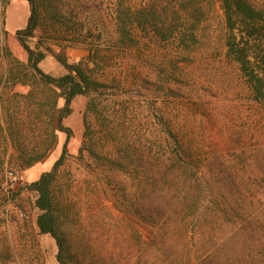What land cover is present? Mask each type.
<instances>
[{
    "label": "rangeland",
    "instance_id": "374dc122",
    "mask_svg": "<svg viewBox=\"0 0 264 264\" xmlns=\"http://www.w3.org/2000/svg\"><path fill=\"white\" fill-rule=\"evenodd\" d=\"M117 1L131 8L147 2L89 0V10L84 13L88 18L82 22L87 28H96L93 34L100 33V39L70 47L66 56L70 63H77L99 50L97 73L107 86L102 96L106 125L115 134L125 133L123 138L132 135L137 140L143 132L145 138L159 142L165 135L154 124L164 121L170 125L187 148L184 164L194 178L202 179V222L195 232L184 214H174L157 225L143 222L129 203L137 181L119 172L100 171L86 154L79 155L88 98L77 97L70 105L71 115L62 121L70 135L57 133L47 157L22 172L19 184L8 186L5 182L3 188L18 193L16 196L0 189V264H58L55 242L36 228L38 211L33 194L19 189L51 171L64 146L58 184L69 207L70 237L73 247L91 258L111 264H198L197 256L218 251L231 238H238L249 222L264 235V103L251 100L244 80L226 59L219 4L214 0H176L193 2L202 14L192 41L187 40L186 45L160 44L136 32L137 44L125 49L114 31ZM28 15L24 1L10 0L4 10L8 36L0 38L22 62L26 54L14 33L24 28ZM51 48L59 51L55 45ZM40 69L54 78L67 74L51 54H46ZM63 107L60 100L58 112ZM166 152L158 171L168 174L172 187L162 199L153 196L157 203H175V195L181 196L177 191L183 180L180 163L172 162L171 148ZM227 206L233 210L226 212ZM228 243L226 248L235 251L259 252V264H264V246L250 249L237 241Z\"/></svg>",
    "mask_w": 264,
    "mask_h": 264
},
{
    "label": "trees",
    "instance_id": "16d2710c",
    "mask_svg": "<svg viewBox=\"0 0 264 264\" xmlns=\"http://www.w3.org/2000/svg\"><path fill=\"white\" fill-rule=\"evenodd\" d=\"M21 1L27 4L29 15L24 28L17 30L14 37L26 54V61L16 58L0 41V189L11 197L18 194L11 189L6 191L5 182L8 186L19 184L22 172L47 157L56 143L57 133L70 135L62 121L71 115L70 105L75 98L87 97L79 155L86 154L100 171L119 172L137 181L129 203L143 222L157 225L171 220L174 214H184L195 232L203 218L200 209L204 186L202 179L194 178L184 164L187 148L164 121L154 124L162 129L159 133L165 135L164 141H152L145 138L143 132L138 134L141 138L138 136L137 140L132 139V135L123 138L125 133L115 134L106 125V105L102 96L107 86L97 73L101 63L99 50H93L87 59L77 63H70L66 56L68 48L90 39H100V33L93 34L96 28H87L82 22L88 18L84 13L89 10L86 7L89 0ZM214 1L219 4L223 15L226 59L244 80L251 100L264 103V2ZM9 2L0 0V38L3 39L8 36L4 10ZM113 11L116 38L125 49L137 44L136 32L160 44L192 41L202 15L193 2L178 3L176 0H147L139 8L117 1ZM51 45L58 47L59 51L55 53ZM46 54H51L67 74L58 78L45 74L40 64ZM72 71L78 74L79 80L73 77ZM60 100L64 107L58 112ZM159 133L156 132L157 136ZM168 148L172 149V162L175 164L177 160L182 169L183 180L177 189L181 196L175 195L174 199H178L175 203L169 200L157 203L153 196L162 199L165 190L172 187L173 180L168 174L158 171ZM65 150L64 146L51 171L42 173L35 182L23 184L19 192L26 190L33 194V206L38 211L36 228L41 235H48L55 242L58 264H111L97 257L91 258L86 251L78 252L73 247L69 207L58 184V170L64 163ZM9 174L14 177V182L8 178ZM229 209L232 207L227 206L225 211L230 212ZM244 229V234L229 241H237V245L250 249L264 246V235H260L256 224L249 222ZM229 241L218 251L197 256L198 264H259V252L226 248Z\"/></svg>",
    "mask_w": 264,
    "mask_h": 264
},
{
    "label": "water",
    "instance_id": "95a60500",
    "mask_svg": "<svg viewBox=\"0 0 264 264\" xmlns=\"http://www.w3.org/2000/svg\"><path fill=\"white\" fill-rule=\"evenodd\" d=\"M72 75L74 78H76L77 80H79L78 74L75 71H72Z\"/></svg>",
    "mask_w": 264,
    "mask_h": 264
},
{
    "label": "built area",
    "instance_id": "2783aa9c",
    "mask_svg": "<svg viewBox=\"0 0 264 264\" xmlns=\"http://www.w3.org/2000/svg\"><path fill=\"white\" fill-rule=\"evenodd\" d=\"M8 178H9L12 182H14V177H13L11 174H9Z\"/></svg>",
    "mask_w": 264,
    "mask_h": 264
}]
</instances>
